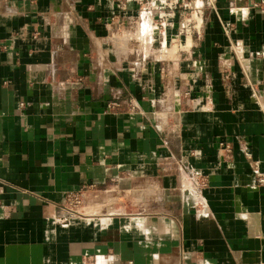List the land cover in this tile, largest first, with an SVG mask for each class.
I'll use <instances>...</instances> for the list:
<instances>
[{
  "label": "crops",
  "instance_id": "crops-1",
  "mask_svg": "<svg viewBox=\"0 0 264 264\" xmlns=\"http://www.w3.org/2000/svg\"><path fill=\"white\" fill-rule=\"evenodd\" d=\"M260 172L264 0H0V264H264Z\"/></svg>",
  "mask_w": 264,
  "mask_h": 264
},
{
  "label": "built area",
  "instance_id": "built-area-1",
  "mask_svg": "<svg viewBox=\"0 0 264 264\" xmlns=\"http://www.w3.org/2000/svg\"><path fill=\"white\" fill-rule=\"evenodd\" d=\"M143 10L141 11V13ZM112 106H119V102H112ZM204 184V181L202 182ZM256 184L264 186V172H260L256 176ZM66 202L69 210L75 211L78 206L82 203L81 192H68L66 194Z\"/></svg>",
  "mask_w": 264,
  "mask_h": 264
},
{
  "label": "rangeland",
  "instance_id": "rangeland-1",
  "mask_svg": "<svg viewBox=\"0 0 264 264\" xmlns=\"http://www.w3.org/2000/svg\"><path fill=\"white\" fill-rule=\"evenodd\" d=\"M159 24H160V21H159Z\"/></svg>",
  "mask_w": 264,
  "mask_h": 264
}]
</instances>
